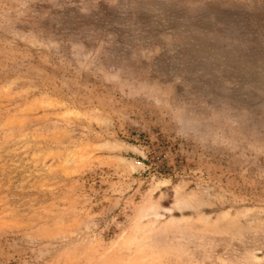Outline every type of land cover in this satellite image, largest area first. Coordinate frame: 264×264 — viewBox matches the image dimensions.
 <instances>
[{"label":"rangeland","instance_id":"rangeland-1","mask_svg":"<svg viewBox=\"0 0 264 264\" xmlns=\"http://www.w3.org/2000/svg\"><path fill=\"white\" fill-rule=\"evenodd\" d=\"M0 264H264V0H0Z\"/></svg>","mask_w":264,"mask_h":264}]
</instances>
